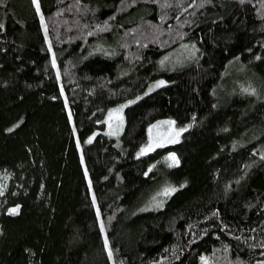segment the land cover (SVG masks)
Listing matches in <instances>:
<instances>
[{"label":"trees","instance_id":"1","mask_svg":"<svg viewBox=\"0 0 264 264\" xmlns=\"http://www.w3.org/2000/svg\"><path fill=\"white\" fill-rule=\"evenodd\" d=\"M0 264H264V0H0Z\"/></svg>","mask_w":264,"mask_h":264},{"label":"rangeland","instance_id":"2","mask_svg":"<svg viewBox=\"0 0 264 264\" xmlns=\"http://www.w3.org/2000/svg\"><path fill=\"white\" fill-rule=\"evenodd\" d=\"M152 33V32H151ZM193 50L188 48L186 45L177 47L174 50L167 52L160 60L161 66L167 68H176L181 64L185 63L191 56ZM165 82L164 79H157L151 82L145 92L162 85ZM133 100H126L111 106L104 117V129L103 131L113 137H117L123 127L124 122V108L126 105L131 103ZM187 125H177L173 118L163 117L153 121L147 128V138L145 142L139 147L137 155H141V152L147 153L155 147L168 145L178 141L181 137L182 132L186 129ZM96 131L90 136L92 137ZM174 154L169 155L170 163H176L172 159ZM166 191V190H165ZM164 191V192H165Z\"/></svg>","mask_w":264,"mask_h":264},{"label":"snow or ice","instance_id":"3","mask_svg":"<svg viewBox=\"0 0 264 264\" xmlns=\"http://www.w3.org/2000/svg\"><path fill=\"white\" fill-rule=\"evenodd\" d=\"M37 7H38V3H37ZM141 154H144L143 152H141ZM172 159L175 160V156H172ZM13 213L17 212V209H12L11 210Z\"/></svg>","mask_w":264,"mask_h":264}]
</instances>
